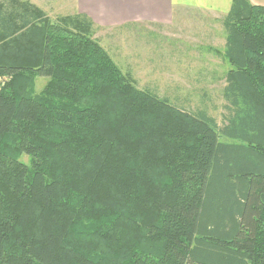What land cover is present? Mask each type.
Returning <instances> with one entry per match:
<instances>
[{
  "label": "trees",
  "instance_id": "obj_1",
  "mask_svg": "<svg viewBox=\"0 0 264 264\" xmlns=\"http://www.w3.org/2000/svg\"><path fill=\"white\" fill-rule=\"evenodd\" d=\"M19 2L0 0V264H264V5L223 18L220 123Z\"/></svg>",
  "mask_w": 264,
  "mask_h": 264
},
{
  "label": "rangeland",
  "instance_id": "obj_2",
  "mask_svg": "<svg viewBox=\"0 0 264 264\" xmlns=\"http://www.w3.org/2000/svg\"><path fill=\"white\" fill-rule=\"evenodd\" d=\"M20 1L33 5L43 19L68 25L82 35L88 27L90 37L107 52L136 89L153 92L187 111L206 107L218 122H224L227 113V102L222 95L224 75L232 68L222 57L225 47L222 21L228 12L174 6L172 23L163 27L142 21L104 24L96 20L95 23L83 12L86 11L83 0ZM110 1L113 0H85L84 4L95 7L100 15H110L117 12L115 3ZM131 11L133 14L129 15L140 14ZM85 17L90 22H85ZM6 80L1 78L0 83ZM30 81L29 95L41 96L50 78L35 75ZM221 140L235 142L225 137ZM21 160L30 164L27 154H23ZM35 264L41 263L35 261Z\"/></svg>",
  "mask_w": 264,
  "mask_h": 264
},
{
  "label": "crops",
  "instance_id": "obj_3",
  "mask_svg": "<svg viewBox=\"0 0 264 264\" xmlns=\"http://www.w3.org/2000/svg\"><path fill=\"white\" fill-rule=\"evenodd\" d=\"M84 1L83 8L86 11L83 12H86L95 23L100 21L104 24H120L142 21L145 24H156L163 27V25L172 23L174 15H171V11L174 6H197L227 13L233 0H113L109 3H115L114 8L117 12L110 15H100L95 7H85ZM92 2H98V0H92ZM250 2L255 5H264V0H250ZM131 10L139 11L140 14L129 15L133 14Z\"/></svg>",
  "mask_w": 264,
  "mask_h": 264
}]
</instances>
